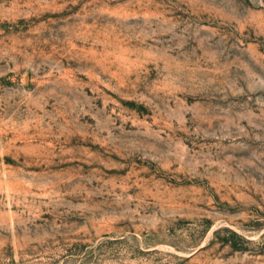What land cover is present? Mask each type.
I'll return each instance as SVG.
<instances>
[{
  "label": "rangeland",
  "instance_id": "1",
  "mask_svg": "<svg viewBox=\"0 0 264 264\" xmlns=\"http://www.w3.org/2000/svg\"><path fill=\"white\" fill-rule=\"evenodd\" d=\"M0 264H264V0H0Z\"/></svg>",
  "mask_w": 264,
  "mask_h": 264
}]
</instances>
